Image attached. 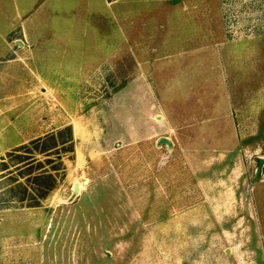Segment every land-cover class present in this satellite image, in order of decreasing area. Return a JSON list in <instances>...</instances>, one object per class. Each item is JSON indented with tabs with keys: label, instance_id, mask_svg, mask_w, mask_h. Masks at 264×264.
Returning a JSON list of instances; mask_svg holds the SVG:
<instances>
[{
	"label": "rangeland",
	"instance_id": "374dc122",
	"mask_svg": "<svg viewBox=\"0 0 264 264\" xmlns=\"http://www.w3.org/2000/svg\"><path fill=\"white\" fill-rule=\"evenodd\" d=\"M23 1L0 157L73 150H19L56 175L38 205L0 170V264H264V0H76L63 33Z\"/></svg>",
	"mask_w": 264,
	"mask_h": 264
},
{
	"label": "trees",
	"instance_id": "16d2710c",
	"mask_svg": "<svg viewBox=\"0 0 264 264\" xmlns=\"http://www.w3.org/2000/svg\"><path fill=\"white\" fill-rule=\"evenodd\" d=\"M59 136L61 139L59 140ZM38 142H51L53 143L51 146H46L45 148L40 149V151H45L49 149L52 146H57L58 144L67 145L64 147V149L67 150H73V133H72V127L71 125H66L61 128H59L56 132L48 133L42 137L34 138L30 140L29 144H35ZM29 144H21L15 148H12V150L6 152V156L0 157V170H9V164L11 161H13L11 164L14 166L13 170H10L9 172L5 173L8 174L9 177H15L16 175H19L20 173H23L26 171L27 178L26 181H20L16 178L13 179V186L11 188H16L19 190V196H17L16 200L20 201V203H24L27 206H34L40 204V201L42 198L46 197L48 192L53 189L56 185L57 178L55 173L49 171L48 169L42 170V171H36L34 172V166L36 163H40V160L38 158L34 157V154L32 153L33 150H29L28 153L26 152H20L22 148H27L30 145ZM23 150V149H22ZM58 158H60L59 155H57ZM52 159L55 158H48L46 157L47 161H54ZM58 168H64V164L61 159H58L57 161ZM54 167V168H57ZM13 171H16L13 173Z\"/></svg>",
	"mask_w": 264,
	"mask_h": 264
},
{
	"label": "crops",
	"instance_id": "0c3cea01",
	"mask_svg": "<svg viewBox=\"0 0 264 264\" xmlns=\"http://www.w3.org/2000/svg\"><path fill=\"white\" fill-rule=\"evenodd\" d=\"M74 1L76 0H36V2L32 0L33 5L32 3L31 5H32V8H37L39 7V5L40 6L43 5V7L46 6L47 15L49 17L48 24L52 25L51 27L52 29L54 27L57 30V32L60 31L63 33L66 24L69 22V19H68L69 15L73 11V7L76 6ZM22 2L24 1L23 0H0V16L5 17L8 13L11 15L16 14V15L21 16L22 9H23ZM9 7H10V10L8 12L6 8H9ZM3 25L4 23L0 22V38L3 37L2 33L5 32L3 30H6V29H2L4 28L2 27ZM60 36H63V35L54 34L51 37H60ZM49 54L51 55L53 53L50 52Z\"/></svg>",
	"mask_w": 264,
	"mask_h": 264
},
{
	"label": "water",
	"instance_id": "95a60500",
	"mask_svg": "<svg viewBox=\"0 0 264 264\" xmlns=\"http://www.w3.org/2000/svg\"><path fill=\"white\" fill-rule=\"evenodd\" d=\"M159 141L160 142L164 141V142H167L168 144L170 143V141L167 138H165V137H161ZM262 162H264V159L263 158H259V166H258V168H260V165L262 164Z\"/></svg>",
	"mask_w": 264,
	"mask_h": 264
}]
</instances>
